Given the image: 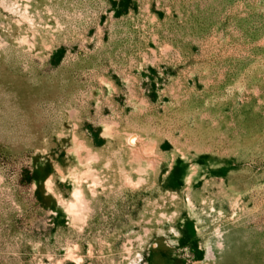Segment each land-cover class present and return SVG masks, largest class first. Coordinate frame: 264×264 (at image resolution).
Returning <instances> with one entry per match:
<instances>
[{
	"label": "rangeland",
	"instance_id": "rangeland-1",
	"mask_svg": "<svg viewBox=\"0 0 264 264\" xmlns=\"http://www.w3.org/2000/svg\"><path fill=\"white\" fill-rule=\"evenodd\" d=\"M0 264H264V0H0Z\"/></svg>",
	"mask_w": 264,
	"mask_h": 264
},
{
	"label": "bare ground",
	"instance_id": "bare-ground-1",
	"mask_svg": "<svg viewBox=\"0 0 264 264\" xmlns=\"http://www.w3.org/2000/svg\"><path fill=\"white\" fill-rule=\"evenodd\" d=\"M75 193H76V192H75ZM77 193H78V191H77ZM76 199L78 200V198H76ZM80 199H81V198H80ZM74 201H75V200H74ZM70 206H71V205H70ZM70 206H69V207H70ZM72 206H74V205H72ZM69 207H68V208H69ZM76 209H77V208H76Z\"/></svg>",
	"mask_w": 264,
	"mask_h": 264
}]
</instances>
